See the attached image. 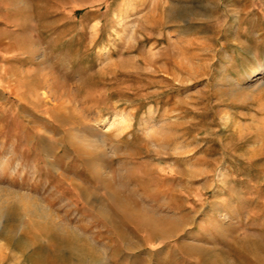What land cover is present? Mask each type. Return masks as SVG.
Instances as JSON below:
<instances>
[{"label":"rangeland","instance_id":"1","mask_svg":"<svg viewBox=\"0 0 264 264\" xmlns=\"http://www.w3.org/2000/svg\"><path fill=\"white\" fill-rule=\"evenodd\" d=\"M0 264H264V0H0Z\"/></svg>","mask_w":264,"mask_h":264}]
</instances>
